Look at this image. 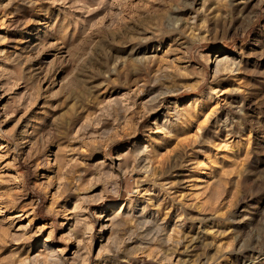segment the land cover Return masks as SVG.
Here are the masks:
<instances>
[{"label": "rangeland", "instance_id": "obj_1", "mask_svg": "<svg viewBox=\"0 0 264 264\" xmlns=\"http://www.w3.org/2000/svg\"><path fill=\"white\" fill-rule=\"evenodd\" d=\"M0 264H264V0H0Z\"/></svg>", "mask_w": 264, "mask_h": 264}, {"label": "bare ground", "instance_id": "obj_2", "mask_svg": "<svg viewBox=\"0 0 264 264\" xmlns=\"http://www.w3.org/2000/svg\"><path fill=\"white\" fill-rule=\"evenodd\" d=\"M228 58H230V56L228 54H225V55H220V54H217L216 55V60H218L216 63H217V68L216 70H218L220 68L221 65L223 64H228L229 68H231L232 70L237 66H238V63L234 60H227Z\"/></svg>", "mask_w": 264, "mask_h": 264}]
</instances>
